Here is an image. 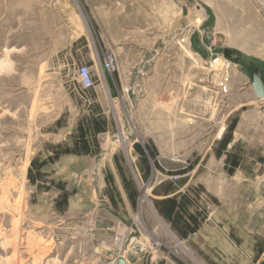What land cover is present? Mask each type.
I'll return each mask as SVG.
<instances>
[{
	"label": "rangeland",
	"instance_id": "rangeland-1",
	"mask_svg": "<svg viewBox=\"0 0 264 264\" xmlns=\"http://www.w3.org/2000/svg\"><path fill=\"white\" fill-rule=\"evenodd\" d=\"M250 67L264 0H0V264H264Z\"/></svg>",
	"mask_w": 264,
	"mask_h": 264
},
{
	"label": "built area",
	"instance_id": "built-area-1",
	"mask_svg": "<svg viewBox=\"0 0 264 264\" xmlns=\"http://www.w3.org/2000/svg\"><path fill=\"white\" fill-rule=\"evenodd\" d=\"M212 57H218L217 55H214ZM220 59H215L214 63H210L209 67L210 69L213 68V64L218 62ZM222 66H220V76L216 83V91L217 94L220 96L227 95L230 92V84H231V67L234 66L235 68L238 66V64H233L230 60L225 59L223 56H221ZM114 66V58L112 55H107V57L104 60V68L109 72L113 70ZM75 77L77 84L83 89V90H89L93 87L94 81L91 73V69L87 67L86 65H82L79 67H76L75 71ZM111 263L114 264L115 262L111 260ZM125 264H129L127 261H125Z\"/></svg>",
	"mask_w": 264,
	"mask_h": 264
},
{
	"label": "water",
	"instance_id": "water-1",
	"mask_svg": "<svg viewBox=\"0 0 264 264\" xmlns=\"http://www.w3.org/2000/svg\"><path fill=\"white\" fill-rule=\"evenodd\" d=\"M224 58L232 61L235 64H240L241 55L236 50L226 49L223 53ZM251 87L255 94L256 100L258 102V107L260 111L264 114V78L259 68L250 67L248 69ZM107 257L113 260L114 264H125V259L119 255L117 250H108Z\"/></svg>",
	"mask_w": 264,
	"mask_h": 264
},
{
	"label": "bare ground",
	"instance_id": "bare-ground-1",
	"mask_svg": "<svg viewBox=\"0 0 264 264\" xmlns=\"http://www.w3.org/2000/svg\"><path fill=\"white\" fill-rule=\"evenodd\" d=\"M201 18H202V16H201ZM201 18H200V20H201ZM200 20H197L196 22H197V24L199 25V24H201V21ZM212 56H214V55H212ZM257 104H258V102H257ZM118 251V250H117ZM120 255V254H119ZM122 257H124V256H122ZM126 261V260H125Z\"/></svg>",
	"mask_w": 264,
	"mask_h": 264
},
{
	"label": "crops",
	"instance_id": "crops-1",
	"mask_svg": "<svg viewBox=\"0 0 264 264\" xmlns=\"http://www.w3.org/2000/svg\"><path fill=\"white\" fill-rule=\"evenodd\" d=\"M114 251V250H113ZM108 253V252H107ZM127 262H128V260L125 258V257H123Z\"/></svg>",
	"mask_w": 264,
	"mask_h": 264
}]
</instances>
